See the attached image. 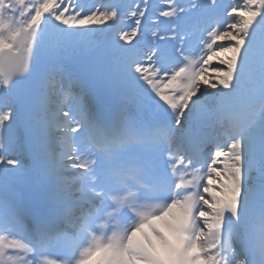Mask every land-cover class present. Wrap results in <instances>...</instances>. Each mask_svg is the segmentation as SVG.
Listing matches in <instances>:
<instances>
[{"label": "snow or ice", "instance_id": "1", "mask_svg": "<svg viewBox=\"0 0 264 264\" xmlns=\"http://www.w3.org/2000/svg\"><path fill=\"white\" fill-rule=\"evenodd\" d=\"M162 2L0 0V264H264V0Z\"/></svg>", "mask_w": 264, "mask_h": 264}, {"label": "rangeland", "instance_id": "2", "mask_svg": "<svg viewBox=\"0 0 264 264\" xmlns=\"http://www.w3.org/2000/svg\"><path fill=\"white\" fill-rule=\"evenodd\" d=\"M106 2H111V0H106ZM125 2H127V1L125 0ZM153 2H154L157 6H159V7H162V6H163V2H162V0H153ZM224 2H225V3H231L232 0H226V1H224ZM130 23H131V21H128V22L124 25V27L127 28L128 25H130ZM161 27H163V26H161Z\"/></svg>", "mask_w": 264, "mask_h": 264}, {"label": "bare ground", "instance_id": "3", "mask_svg": "<svg viewBox=\"0 0 264 264\" xmlns=\"http://www.w3.org/2000/svg\"><path fill=\"white\" fill-rule=\"evenodd\" d=\"M126 1H127V0H126ZM124 2H125V0H124ZM95 259H96V258L93 257L92 260H90V261L88 262V264H93V261H94Z\"/></svg>", "mask_w": 264, "mask_h": 264}]
</instances>
